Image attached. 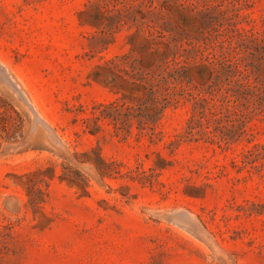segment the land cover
Wrapping results in <instances>:
<instances>
[{
	"label": "rangeland",
	"instance_id": "obj_1",
	"mask_svg": "<svg viewBox=\"0 0 264 264\" xmlns=\"http://www.w3.org/2000/svg\"><path fill=\"white\" fill-rule=\"evenodd\" d=\"M87 1L0 0V118L15 126L0 129V264H264V113L230 146L181 138L183 100L152 139L85 132V113L117 97L95 66L139 57L136 29L100 33ZM191 2L162 13L197 45L264 30V0Z\"/></svg>",
	"mask_w": 264,
	"mask_h": 264
},
{
	"label": "trees",
	"instance_id": "obj_2",
	"mask_svg": "<svg viewBox=\"0 0 264 264\" xmlns=\"http://www.w3.org/2000/svg\"><path fill=\"white\" fill-rule=\"evenodd\" d=\"M171 1L198 11L192 0H101V5L87 1L91 10L80 15H86L92 27L103 26L100 33L113 38L123 27L136 29L126 40L139 57H115L95 66L93 80L117 97L94 106L80 121L91 135L106 124L115 135L128 137L135 126L136 135L152 139L167 111L183 100L191 104V115L181 138L233 145L250 136L249 123L264 113V30L248 41L250 46L233 45L232 38L213 43L212 34L197 45L165 22L162 8ZM203 8L209 9L207 4ZM6 122L0 118V129L12 136L15 126ZM253 148L262 151L264 159V146Z\"/></svg>",
	"mask_w": 264,
	"mask_h": 264
}]
</instances>
